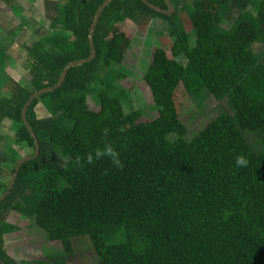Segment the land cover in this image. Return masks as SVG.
Returning a JSON list of instances; mask_svg holds the SVG:
<instances>
[{
    "label": "trees",
    "instance_id": "1",
    "mask_svg": "<svg viewBox=\"0 0 264 264\" xmlns=\"http://www.w3.org/2000/svg\"><path fill=\"white\" fill-rule=\"evenodd\" d=\"M106 1L44 0L52 33L24 47L26 84L13 76L17 35L6 20L13 29L1 30L0 91L7 93L0 120L11 123L27 156L35 145L22 119L25 104L57 85L68 64L90 57V29ZM149 2L169 9L165 0ZM172 2L176 11L167 16L143 0H114L95 32L96 58L71 68L62 87L31 103L27 118L40 155L23 165L0 207L1 264H80L72 243L79 237H88L96 252L89 264H264V1ZM149 17L167 24L172 43L154 48L141 98L122 84L130 79L123 62ZM206 95L228 102L231 113L188 141L182 115ZM39 105L48 117H38ZM242 131L256 134L261 148ZM171 135L178 139L169 141ZM5 136L0 198L26 157L2 144ZM106 143L120 153L122 170L107 157L86 163ZM238 155L247 157V167L236 166ZM12 211L60 242L63 255L13 259L5 246L18 231L6 221Z\"/></svg>",
    "mask_w": 264,
    "mask_h": 264
},
{
    "label": "rangeland",
    "instance_id": "2",
    "mask_svg": "<svg viewBox=\"0 0 264 264\" xmlns=\"http://www.w3.org/2000/svg\"><path fill=\"white\" fill-rule=\"evenodd\" d=\"M6 20L11 23L14 29L6 26ZM17 25H21L23 30H19ZM166 27L167 24L160 19L154 21L152 17L146 18L134 37L133 44L123 62V67L130 71V79L122 84L125 87H135V93L141 98L143 93L138 86L144 75L146 64L150 62L154 48H168L172 43V39L166 33ZM9 28L13 29L15 35H17V44L11 51L16 60L12 65L13 76L20 83H27L30 79L27 68L28 52L24 47H32L41 37L52 33L51 21L46 15L44 0H0V38H6L3 35L4 33L1 34V30H9ZM6 41L9 42L10 38ZM3 93L0 91V97L7 92L3 90ZM202 99L190 103L182 115V121L189 131L186 136L188 141L203 130L206 124L216 116L223 112L231 113L229 104L226 101L217 102L208 95L205 96L204 100ZM36 113L39 118L49 116L42 105L37 107ZM10 126L9 121L3 122L0 120V137L7 133L2 144L7 142L17 148L22 156H27L31 151L25 145L18 144ZM2 133L4 134L2 135ZM242 134L255 149L261 148L260 139L256 134L248 131H242ZM168 139L174 142L178 137L171 135ZM6 221L18 227V231L5 237L6 250L17 262L38 261L63 255L62 244L49 240L45 232L34 227L32 220L12 211L6 215ZM72 243L80 264L97 261L96 252L88 237L75 238Z\"/></svg>",
    "mask_w": 264,
    "mask_h": 264
},
{
    "label": "water",
    "instance_id": "3",
    "mask_svg": "<svg viewBox=\"0 0 264 264\" xmlns=\"http://www.w3.org/2000/svg\"><path fill=\"white\" fill-rule=\"evenodd\" d=\"M151 9L163 14V15H167V16H172L176 9H175V6L172 2V0H165L167 5H168V10L167 9H164L162 7H159V6H156L154 4H152L151 2H149V0H143ZM257 1H264V0H257ZM114 2V0H107L101 7L100 9L98 10L97 14L95 15L94 17V21L92 23V27L90 29V43H91V55L90 57H88L87 59H83V60H79V61H74V62H71L70 64H68L64 70H63V73L59 79V82L57 85H55L54 87H49V88H45L41 91H38L34 94H32L29 98V100L27 101V103L25 104L23 110H22V119H23V122L25 124V126L27 127L28 131L30 132V134L32 135V138L34 140V145H35V153L34 155L32 156H26V157H23L17 164L16 166V169H15V172L12 176V179H11V182H10V185L7 189V191L1 196L0 198V207L2 205V203L7 199V197L11 194L12 190L14 189L15 187V184H16V181H17V177H18V174L21 170V168L23 167L24 164H26L27 162L29 161H32V160H35L39 157L40 155V145H39V141L37 139V136L33 130V128L31 127L29 121H28V118H27V112L30 108V105L31 103L38 99L39 97L43 96L44 94H47V93H50V92H53L57 89H59L60 87H62V85L64 84L65 80H66V77H67V74L69 72V70L71 68H76V67H80V66H83L85 64H88V63H91L97 56V53H96V44H95V32H96V29L101 21V18L103 16V13L104 11L110 7L112 5V3ZM1 264V263H0Z\"/></svg>",
    "mask_w": 264,
    "mask_h": 264
},
{
    "label": "clouds",
    "instance_id": "4",
    "mask_svg": "<svg viewBox=\"0 0 264 264\" xmlns=\"http://www.w3.org/2000/svg\"><path fill=\"white\" fill-rule=\"evenodd\" d=\"M105 157L110 160V163L113 168L117 170H122L124 168L123 161L120 159V153L112 144L109 143H106L103 149L97 148L94 154L89 153L86 158V163L92 165ZM235 163L238 168H245L248 166L249 161L246 156L238 155L235 158ZM107 174L108 171L105 170V175Z\"/></svg>",
    "mask_w": 264,
    "mask_h": 264
},
{
    "label": "crops",
    "instance_id": "5",
    "mask_svg": "<svg viewBox=\"0 0 264 264\" xmlns=\"http://www.w3.org/2000/svg\"><path fill=\"white\" fill-rule=\"evenodd\" d=\"M4 133H2V135H3Z\"/></svg>",
    "mask_w": 264,
    "mask_h": 264
}]
</instances>
